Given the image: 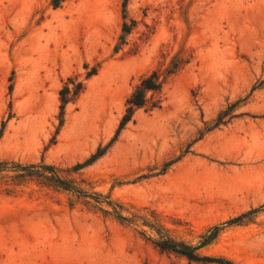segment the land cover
Segmentation results:
<instances>
[{
	"label": "rangeland",
	"instance_id": "374dc122",
	"mask_svg": "<svg viewBox=\"0 0 264 264\" xmlns=\"http://www.w3.org/2000/svg\"><path fill=\"white\" fill-rule=\"evenodd\" d=\"M1 130L0 264H264V0H0Z\"/></svg>",
	"mask_w": 264,
	"mask_h": 264
},
{
	"label": "trees",
	"instance_id": "16d2710c",
	"mask_svg": "<svg viewBox=\"0 0 264 264\" xmlns=\"http://www.w3.org/2000/svg\"><path fill=\"white\" fill-rule=\"evenodd\" d=\"M124 30L127 33H129L131 30V27L126 23L124 25ZM95 72H96L95 69L93 71H90L88 73V76L94 74ZM162 88H163V82L160 80V77L157 72H153L149 76H146L145 78L142 79L140 84L136 87L131 97L127 101L128 107L120 121L119 128L116 132V138L119 136L122 129L132 120L135 111L138 108L143 107L147 104L148 93L149 92L160 93L162 91ZM83 90H84V84L82 81L77 82L76 80L69 78V80L65 82L64 86L60 90L61 114H64L66 106L69 104V102L77 98ZM224 116L225 114L219 117L215 127L222 123V118H224ZM2 134H3V130L0 131V137L2 136ZM116 138L112 140L111 144L115 141ZM111 144H109L106 148H99L97 152L92 156V160H96L100 158L102 155H104L106 151L108 150V148L111 146ZM51 172H53V174L56 175L53 169ZM57 180H59L60 182H63L59 179V177L57 178ZM118 216L121 219H126L121 214H119ZM216 235L217 233H214L212 237H215ZM157 244L160 245L164 249H170V250H174V251L186 254L192 259H200V257H198V255L195 253V250L198 248V246L192 247V246H189L183 243H178L172 240L157 241ZM204 259L207 261L218 262L220 264H234L231 261L225 260L222 258L206 257Z\"/></svg>",
	"mask_w": 264,
	"mask_h": 264
}]
</instances>
